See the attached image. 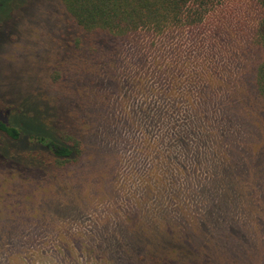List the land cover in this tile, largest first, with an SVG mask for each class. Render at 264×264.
Returning a JSON list of instances; mask_svg holds the SVG:
<instances>
[{
	"label": "rangeland",
	"instance_id": "374dc122",
	"mask_svg": "<svg viewBox=\"0 0 264 264\" xmlns=\"http://www.w3.org/2000/svg\"><path fill=\"white\" fill-rule=\"evenodd\" d=\"M224 8L239 31L262 13L257 0H227ZM4 27L11 34H3ZM207 30L186 32L157 50L142 37L148 59L129 43L119 61L87 60L76 50L80 28L62 0L0 2V92L20 104L25 99V111L44 107L86 143L80 160L65 166L0 161V264H264V100L256 83L263 49L242 53L226 46L219 56L197 58L217 62L210 82L227 91L216 85L227 78L228 114L244 122L219 118L213 133L225 142L211 153L209 168H188L175 186L163 185L153 138L145 140L127 119L133 108L167 105L168 81L160 70L171 61L193 71L197 60L189 54L201 52ZM123 65L128 84L109 88L111 70L117 67L120 76ZM184 71H178L182 79ZM99 91H114L111 102L124 96L123 105L110 110L108 132ZM28 113L24 119L34 122ZM118 124H124L122 135ZM160 127L155 133L163 135ZM235 136L242 169L223 191L212 176L227 157L234 163L237 150L229 145Z\"/></svg>",
	"mask_w": 264,
	"mask_h": 264
},
{
	"label": "trees",
	"instance_id": "16d2710c",
	"mask_svg": "<svg viewBox=\"0 0 264 264\" xmlns=\"http://www.w3.org/2000/svg\"><path fill=\"white\" fill-rule=\"evenodd\" d=\"M226 1L62 0L73 22L80 28L74 42L76 50H84L87 60L97 56L108 57L110 61H119L124 54L123 49H126L129 43L131 44L129 46H134L132 48H135L136 53L142 50L143 42L140 44L142 37H146L148 40L146 43L148 45L152 43L157 50L159 43L165 48L167 42H172L170 44L174 45L175 40L186 32H194L197 36L206 28L208 36L202 38L205 46L201 48V52L189 54L192 59L195 57L197 60L201 56L207 59L215 57V54H220L218 49L221 50L226 46L239 48L242 53L247 49L259 47L264 51V0H257L262 13L253 26L240 31L233 28L227 16L224 15ZM0 2L11 4L12 0H0ZM5 28L3 34H11L10 30L7 29L6 32ZM172 48L178 49L176 46ZM176 51L174 57L178 58L181 55H178ZM142 52L141 56H148L146 50L143 49ZM175 62H179L178 59H175ZM216 64L217 62L212 60L205 62L197 60L195 69L188 73L178 68L174 62L168 61L167 65L163 66V70H160L161 76L168 81L167 88L163 89L162 93L163 98L167 99V105L162 106L163 109L133 108V111L129 110L126 113L130 126L135 128L139 126L145 140L153 138L157 154L154 161L159 164L162 173L160 175H163V185L178 184L180 176L187 172L188 168H209L211 153H217L225 142V139L222 141V137L213 133V125L219 123V118L244 122L240 114L230 117L233 115L229 109V103L233 98L227 78L216 81V85L226 86L227 91L216 90L210 82L213 71L218 68ZM127 69L126 65H123V71H119L120 76H117V67L111 70L109 88H121L127 83L125 76ZM178 69L187 74L186 79H182ZM256 83L264 100V56L257 66ZM90 85L94 86L93 80ZM113 92L99 91L101 96L98 98L102 99L101 105L104 112L102 125L105 130L110 126V110L124 103L122 102L124 96L121 98L120 95L111 102ZM3 96L0 92L1 162L9 164L21 162L29 167L54 162L65 166L80 160L86 147L83 138L72 134L68 129L65 130L60 124L62 122L54 121L55 116L50 115L44 107L35 108L32 112L26 110L35 116L34 122L27 121L23 117V113L29 114L25 111L26 107L23 104L25 99H22L23 102L20 104L11 96ZM88 99L96 100V97L89 95ZM115 118L121 120L118 115H115ZM143 123L146 126L142 127ZM123 125H117L118 130L120 129L119 135H122ZM160 125H163V135L155 133L157 130L160 132ZM150 134L152 137H149ZM237 141L235 136V141L229 145L231 152L234 149L237 150L238 156L231 158L235 160L234 163L231 164L227 157L228 163L216 165L217 170L212 176V180H217V185L223 183L220 189L223 191L229 190L235 184L236 173L242 169L240 154L243 148ZM240 176L242 177V174ZM209 228L206 226V229Z\"/></svg>",
	"mask_w": 264,
	"mask_h": 264
}]
</instances>
